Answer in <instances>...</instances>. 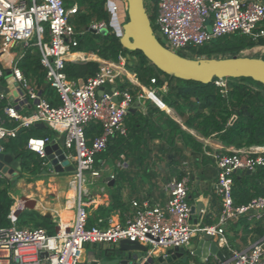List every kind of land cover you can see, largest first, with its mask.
<instances>
[{"label":"built area","instance_id":"built-area-1","mask_svg":"<svg viewBox=\"0 0 264 264\" xmlns=\"http://www.w3.org/2000/svg\"><path fill=\"white\" fill-rule=\"evenodd\" d=\"M105 4L111 18L109 24L102 20L92 22L89 28L98 31L105 27L119 36L122 23L127 20V0H106ZM76 10V5L66 6L64 0H0V80L4 79L9 89V93L0 91V99L8 100L11 88L19 93L18 103L8 100L3 109L6 117L18 124L10 128L3 120L0 122V153L4 152L3 140L15 136L20 126L42 122L64 133L62 148L73 165L68 173L75 190L72 218L65 222L54 221L53 233L42 226H19L17 206H11L7 215L9 225L0 228V264H82L80 254L86 244L117 245L121 239L139 241L148 249L140 261L122 259L120 264H148L154 248L186 247L202 232L218 237L215 240L225 257L220 260L210 254L213 258L208 256L204 264H264V232L243 248H231L224 236L225 228L239 218L250 223L261 222L264 228V196L252 197L241 204L235 203L232 196L234 173L246 170L252 173L264 166V144L212 155L220 200L216 225L191 222L200 212H192L193 205L188 200V174L165 183L167 199L164 202L132 200L133 211L124 223L103 224L102 219H98L89 224L86 198L89 199L87 188L90 186L86 182L93 183L101 176V170L95 167L96 154L106 148L110 138L126 134L124 119L134 98L127 88L113 87L112 95L104 91L98 95L100 86L113 84L116 78L115 70L105 64L85 80L67 78L63 71L65 54L77 45V36L83 32L69 20ZM148 15H153V10L148 11ZM152 20L150 18L155 36L164 38L167 42L164 45L175 52L239 32L258 42L253 47L260 54L264 53V0H157ZM114 25H118L119 33L113 29ZM27 45L39 49L45 80L56 91L58 104H51L43 97L42 89L32 85L16 65ZM16 46L21 47L18 53L11 50ZM2 54H10V59L5 62ZM227 79L213 80L223 94L228 89ZM150 81L155 83L156 78ZM150 92L157 96L155 88ZM112 96H116L117 101L112 100ZM137 97H143L142 93ZM24 104L33 107L29 113L21 111ZM93 121L100 124L101 131L89 139L85 128ZM53 139L52 135L30 136L26 148L42 157L46 144Z\"/></svg>","mask_w":264,"mask_h":264},{"label":"trees","instance_id":"trees-1","mask_svg":"<svg viewBox=\"0 0 264 264\" xmlns=\"http://www.w3.org/2000/svg\"><path fill=\"white\" fill-rule=\"evenodd\" d=\"M67 0H64L66 2ZM78 7L69 18L79 34L77 45L71 51H85L112 62H119L120 56L131 55L133 59L126 62V68L136 74L141 84L146 87L161 88L157 96L163 103L173 106L183 117V123L197 131L203 137H213L226 146L235 148L264 144V85L249 77H227L228 89L226 94L220 92L214 79L209 83H200L192 80H182L184 83H172L174 77H169L157 69L140 51L128 50L121 46L119 36L109 31L107 33L94 32L89 28L92 22L107 21L108 15L105 9L106 0H76ZM154 2L153 15L156 11L157 0ZM66 5V3H65ZM67 6V5H66ZM262 40H259V42ZM258 44L248 35L239 32L221 35L198 47H190L188 50L197 58L200 57H230L240 55V51ZM24 54L17 60L16 65L37 88L42 89V95L51 104H58L56 91L45 80V69L40 62L39 49L34 45H27ZM184 55L183 52H179ZM186 56V55H185ZM264 59V55L261 56ZM100 69V63L96 60H65L63 71L67 78L72 80H85L94 75ZM4 71H7L5 68ZM156 78L155 83L150 79ZM117 87L128 88L133 97L134 85L127 79L120 81L117 78ZM8 104L6 98L0 99V122L3 120L7 127H14L18 121L6 117L3 109ZM146 113L136 111L127 112L125 135L117 134L110 138L106 148L96 154L95 167L101 160L113 164L121 157H131V161L143 164L150 153V142L155 138H161L168 146L177 148L176 139L181 141L184 147H188L193 155L204 162L214 164L213 158L206 156L203 144L185 131L176 121L167 116L158 106L151 103ZM187 109L188 113L184 110ZM152 112H158L160 117L154 118ZM235 119L230 123L231 118ZM101 131L98 122H90L85 128V134L90 139ZM30 136H51L47 126L30 125L20 126L15 136L3 140V150L11 153L15 158L21 159V170L17 177L10 178L0 172V228L9 225L7 217L14 198L10 189L15 185L17 178L23 172L35 174L42 171L44 164L41 157L34 151L26 148L27 139ZM179 147V146H178ZM179 149V148H178ZM228 153L229 151H220ZM217 175V174H216ZM122 176L120 172L115 177ZM181 175L178 176L180 178ZM232 196L237 204L246 203L252 197L264 196V166L252 173H234L232 175ZM124 206L117 194H111V202L108 206H99L98 211H110ZM94 216V215H93ZM89 224L94 223V218L89 216ZM19 226H42L49 233H53L54 221L51 217L39 213L33 209H24L17 217ZM243 232L241 239L250 234L252 239L261 236L264 232L261 222L250 223L245 218H239L231 222L229 231ZM107 254L109 249L106 250ZM181 264H189L188 262Z\"/></svg>","mask_w":264,"mask_h":264},{"label":"crops","instance_id":"crops-1","mask_svg":"<svg viewBox=\"0 0 264 264\" xmlns=\"http://www.w3.org/2000/svg\"><path fill=\"white\" fill-rule=\"evenodd\" d=\"M65 3L67 6L76 5L78 7L76 0H67ZM104 6L107 11L106 4ZM107 15H108V19L106 22L109 24L111 18L108 11H107ZM111 28L112 27L109 26V29ZM113 29L117 33H119L120 31L118 30V25H114ZM2 55L1 58L3 57ZM262 55H264V53L260 54V56ZM6 56L8 57V59L5 60V62H7L10 59V54H6ZM66 58L68 60H96L99 63H103L109 66L110 68H112L113 70H115L116 73L115 82L113 84H109V83L106 84L104 86L105 88H113V87L119 88L117 87V78L118 80L121 81V77L119 73L125 74L128 78L131 77L130 81L132 82V84L139 86L140 90L145 91L144 93L147 96L137 97V94L134 92L136 97L135 98L133 97L134 101L129 106V107H133V110L128 112L134 113L136 111H139L141 113H146V111L150 108L149 107L150 104L154 103L156 106L159 105L158 106L159 109L164 111L167 116H169L174 121H176L182 128H185L190 133L194 130L192 128L189 129V127H187L183 123L181 115L175 110L173 106H168L162 101L161 103L157 98H154V100L158 104L157 105L152 99H150L148 97L150 93L149 88L143 84H140L138 78L136 77V74L134 72L125 70L122 67L121 63L120 65L117 64L116 62L105 60L94 53L85 52V51H70L69 53L66 54ZM0 85L8 87L7 82L4 79L0 81ZM134 88L137 89L135 86ZM165 88L166 87L162 86V88L159 89L163 90ZM155 89L156 91H159L156 87ZM14 91L15 89L11 88V92L9 94L8 100L13 103L14 102L18 103L19 93L16 91V94L14 95L13 94ZM10 96H12V99H10ZM32 108L33 107L30 104H24L21 107V111L25 113H29ZM184 112L188 113L187 109H185ZM152 116L156 119L160 117L158 112H152ZM124 123H125V119H124ZM197 137L204 141L209 140L210 146L212 147L211 149L205 148L203 145L204 153L208 157L213 158L212 156L213 154L219 153L220 151H230L235 148L233 146H226L216 139H210L212 137H203V136L201 137L197 136ZM175 142L177 148L168 146V144L165 143L161 138L153 139L150 142L149 156L146 158V160L142 165L134 161H131V157L126 158L124 156L121 157V159L115 160L113 164L101 160L97 167L101 170V176L96 179L98 181L95 182L93 186L87 188V191L90 193L89 199L86 198L88 202L89 216H92L94 218V222H97L98 219H102L103 224H107V222L124 223L127 217L130 216L133 211V207L131 205L132 200H138L139 202L148 201L150 203L164 202L167 199V194L164 189L165 183L171 178L174 177L178 178L179 175H181L182 177L183 175L188 174L189 203L193 206H195L199 201L203 203V207L201 208L200 213L197 214L196 218L194 217L195 219H191V222L195 223L196 221L197 222L201 221L204 224L216 225L218 222L217 220L220 212V200L216 192L217 168L214 162V158H213L214 164L209 162L206 163L201 159L195 157L188 147H184L183 144H181V141L179 139H176ZM44 168H46L45 165ZM118 172H120L122 176L117 178L115 176ZM56 174H60V173H56ZM111 174H113V178L107 180L106 178L107 177L110 178ZM71 191H73L72 196L70 195ZM30 192H31L30 194L26 192L24 194H21L20 197L16 199L15 206L21 207L22 205L23 207L24 204L33 205L32 208H27V209H33L41 214L51 217L50 212L41 211L42 203H40L38 199H35V197L32 196L34 194L33 191ZM74 192H75L74 187L71 186V188L68 189L69 194L65 202L66 209L70 210L72 214L75 203ZM112 193L117 194L120 197V199L124 203V206L119 209L102 211L101 213L97 212L99 206L109 205V203L111 202ZM70 203H72L73 205L71 204L72 205L71 206ZM24 209H26V207L23 208L22 211ZM201 212L203 213L202 215ZM72 214H71V218H72ZM53 216L56 219H53L52 221H56L58 219L61 220V217L57 213L56 215ZM228 226L225 228L224 236L226 237L228 244L231 248H243L245 246H248L252 242V235L248 234L245 237V240H243L241 239V236L240 237L238 236V234L241 235L243 233L241 229L238 230V233H235L234 231L227 230ZM216 238L218 237L216 236L214 239ZM193 241H196V239L193 238L191 240V243ZM114 246L115 245H110L105 243H100L99 247L94 246V244H89V243L86 244L84 249L85 248L87 249V255L85 261L81 260V263L82 264H120L119 262L122 256L120 255V257L115 259L116 254L119 253H116ZM107 249H109L108 254L106 252ZM97 250H100L99 255L97 254ZM162 252L163 250L156 254ZM185 253H190V252L187 251ZM80 258H82V255H80ZM209 258H213V255H209ZM181 263L182 262L180 261V259L177 258L173 260L170 264H181ZM188 263L200 264L198 258L196 256H191V255Z\"/></svg>","mask_w":264,"mask_h":264},{"label":"water","instance_id":"water-1","mask_svg":"<svg viewBox=\"0 0 264 264\" xmlns=\"http://www.w3.org/2000/svg\"><path fill=\"white\" fill-rule=\"evenodd\" d=\"M94 32L107 33V28H101ZM119 42L122 47L128 50L140 51L157 69L167 74L169 77L180 78L183 80H192L200 83H209L214 78L223 77H249L264 85V59L259 56H241L234 55L230 57H200L193 58L182 55L166 47L153 33L150 17L145 7V0H127V20L122 23ZM14 85H17L15 82ZM19 92H23L18 88ZM113 88L100 86L97 93L102 91L112 95ZM0 91L9 93L6 86L0 85ZM16 94V91L13 93ZM12 99V96H10ZM112 100L117 101L116 96ZM161 100V99H160ZM133 107H128L132 111ZM235 119L233 116L230 123ZM35 125L45 127L42 122ZM49 128V127H48ZM51 135L55 138L45 146V155L41 157L46 169L53 170L55 173L73 170V165L66 158L63 151L64 133L49 128ZM21 170V159L15 158L9 152L0 153V172L5 176L17 177ZM46 172V171H44ZM246 173H250L246 170ZM109 180V177L106 178ZM32 208L33 205L24 204L16 208V214L19 215L23 208ZM203 207L201 201L192 206V212H200ZM49 215V214H48ZM94 246L99 247L98 243ZM116 253H119L124 260L140 261L143 253L147 251V246L139 241L121 239L114 246ZM97 250V254L99 255ZM190 251V253H185ZM43 255L46 252L42 253ZM196 256L200 264H204L210 254L216 255L220 260H224L223 252L219 248L214 237L206 232H202L188 246H174L166 248L162 253L152 254L147 262L148 264H170L175 259H180L182 263L188 262L190 255Z\"/></svg>","mask_w":264,"mask_h":264},{"label":"rangeland","instance_id":"rangeland-1","mask_svg":"<svg viewBox=\"0 0 264 264\" xmlns=\"http://www.w3.org/2000/svg\"><path fill=\"white\" fill-rule=\"evenodd\" d=\"M145 7H146L147 12L148 11L149 12L152 11L153 10V7H154V2L152 0H145ZM152 19L153 18H151V20ZM159 40L163 44H165V45L167 44V42H166V40L164 38H160L159 37ZM20 49H21V47L16 46L15 48H13L11 50L14 51L15 53H18ZM178 52H183L184 55H186V56L193 57V58H197L188 49L185 50V51L180 50ZM239 54L241 56L247 55V56H259V57H261L260 56V52L259 51H256L255 47H252V48H249V49H243V50L240 51ZM3 59L4 60H7L8 57L7 56H4ZM132 59H133V57L128 54V55L123 56L122 58H120V60H119L120 62H116V63L117 64H120L121 63L122 64V67L125 70L130 71V70H128L126 68L125 61L128 63ZM103 66H104V64L103 63H100V67H103ZM119 74H120V77H121V81H124L125 79H127L129 81L131 80L130 79L131 77L128 78L125 74H123V73H119ZM0 81H2V80H0ZM172 83L182 84L184 82L182 80H177V79L174 78L172 80ZM140 84H141V82H140ZM134 86L138 89V90L135 89V88L133 89V91L136 94L142 93V95L144 97L147 96L144 93L145 91H141L140 90V87L139 86H137L135 84H134ZM157 89L159 90V88H157ZM149 90H150V88H149ZM182 121H183V117H182ZM183 129L185 131H187L185 128H183ZM190 134H192V136L194 138H196L198 141H200L204 145L205 148H210V149L212 148L210 146L209 140L208 141H204V140H201L200 138L197 137V136L201 137L197 131L193 130ZM210 139H214V138L212 137ZM43 171H46V172L43 173ZM39 176L41 177V179L39 178ZM87 177H88V179H90L88 173H87ZM97 181L98 180H95L93 183H89V180H87L86 183L88 184V186H92ZM72 185H73L72 178L70 176V173H68V172H61L60 174H56V173H54L51 170L50 171L49 170H46V168L42 169V171H38L35 174H30V173L23 172V174L19 178H17L15 185L10 189L11 195L14 196V198H15L14 199V203H13L12 206H14L16 204V199H18V197H20L21 194H24L25 192H27V193L30 194L31 193L30 191H33L34 194L32 193L33 194L32 196H34L35 199H38L43 205L45 204L44 206L46 207V209H43L42 208L41 211H48V212H50L51 219L52 220L53 219H56L53 216V215H56V212L54 210L55 209H59V208L65 206L66 198L68 197V194H69L68 193V189H70ZM98 186H99V183H98ZM24 226L33 227L32 225H24ZM80 255H82L81 260L85 261V258H86V255H87V249L85 248L83 254L81 253ZM118 257H120V254H116V258L115 259H117Z\"/></svg>","mask_w":264,"mask_h":264},{"label":"bare ground","instance_id":"bare-ground-1","mask_svg":"<svg viewBox=\"0 0 264 264\" xmlns=\"http://www.w3.org/2000/svg\"><path fill=\"white\" fill-rule=\"evenodd\" d=\"M3 57L4 56H6V54H3L2 55ZM65 56H66V54H65ZM2 57V58H3ZM149 96H151V98H153V100H154V98H157L160 102H161V100L157 97V96H155L152 92H150L149 93ZM156 102V101H155ZM162 103V102H161ZM41 176V175H40ZM39 176V178L41 179V177ZM46 176V175H45ZM46 178V177H45ZM47 179V178H46ZM66 181V180H65ZM55 182V181H54ZM69 182V181H68ZM58 184V183H57ZM39 188V187H38ZM28 190V189H27ZM27 193V192H26ZM49 194V193H48ZM70 195L72 196L73 195V191H71L70 192ZM57 196V195H56ZM50 197V196H49ZM35 200V199H34ZM51 200V199H50ZM52 201V200H51ZM33 203V202H32ZM31 203V204H32ZM41 203V202H40ZM49 203V202H48ZM20 204V203H19ZM72 203H70V205H71ZM45 205V204H44ZM43 204H42V208H45L46 209V207L44 206ZM53 205V204H52ZM69 205V206H70ZM73 205V204H72ZM71 205V206H72ZM65 207V206H64ZM64 207H61V208H59V209H55L54 211L61 217V220H62V222H65V221H68L70 218H71V214H72V212L70 211V210H68V209H66V207L64 208ZM55 208V207H54ZM39 209V208H38ZM164 251V249L163 248H160V247H156V248H154L151 252H152V254H156V253H158V252H160V251Z\"/></svg>","mask_w":264,"mask_h":264}]
</instances>
